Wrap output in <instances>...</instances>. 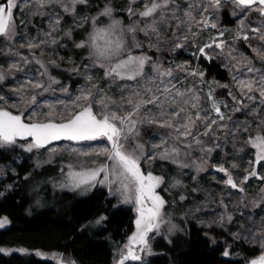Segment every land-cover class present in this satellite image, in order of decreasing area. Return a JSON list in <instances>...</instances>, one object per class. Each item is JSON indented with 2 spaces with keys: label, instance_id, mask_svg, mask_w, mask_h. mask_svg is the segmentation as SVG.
<instances>
[{
  "label": "snow or ice",
  "instance_id": "6c2138e0",
  "mask_svg": "<svg viewBox=\"0 0 264 264\" xmlns=\"http://www.w3.org/2000/svg\"><path fill=\"white\" fill-rule=\"evenodd\" d=\"M139 0H129L127 14L133 19L132 23L124 26L121 20L112 19L106 26H97L99 16L112 18L113 9L105 5L98 16L91 17L92 31L87 38L77 44L76 48H87L88 57L91 62L85 65V71L79 72V67L74 66L71 71L85 76L88 84L82 86L79 95L71 101V106L67 102L57 99L55 103L38 102V96L50 90L55 92L52 85L59 84V81L49 74L47 64L36 57L35 49L43 52L45 46L56 45L58 40L53 35L60 30L61 17L56 15L49 19V31L38 33L43 39L26 38V43H21L20 47L29 50V56H24L15 49V38L17 37L16 17L14 10L20 7L18 0H2L0 2V38L8 42L7 51L0 49L4 55L19 57L18 61L8 64L7 70L0 66V83L10 75L13 70L21 71L22 64L35 63L39 65L38 73L40 77H47V83L43 79L36 77H26L19 87L13 89L19 96L25 108L18 115H14L6 107L0 105V147H10L17 144L18 140H28L27 152L33 150L46 149L55 155L58 151H69L77 157L79 170L76 164L66 165L67 172H62L65 180L58 186L69 190L83 188L87 190L97 183L108 185L110 188L116 185V192L122 197V202L135 204L137 213L135 219V231L128 238L124 249L119 253L116 264H126V261H141L143 257L140 253H150L148 243L149 233L160 234V228L165 223L162 209L166 201L157 193L156 189L164 183L163 177L154 176L151 172L145 174L141 171L140 161L145 159L153 161L156 159L169 161L177 164L180 168L190 165L181 160V156L191 155L194 147H198L201 153L210 154L214 147H222L214 144V147H205V142L201 137L216 135L218 131H225L227 135H233V129L228 124L222 123L225 120L233 121L232 116H226L221 111V101H217L213 96L214 89H209L207 100L210 102V109L202 106V96L194 87L182 89L176 81L175 71L172 68L162 67L159 61L151 62L152 74L145 71V66L151 61V57L146 54L134 55L133 49L144 47L142 41L137 39V33H143L149 41V48H157L161 42L169 43L166 32H172V38L195 42L198 35L208 28H217V24L210 20V15L218 11L223 3H230L234 7L233 16L239 14L238 31L235 39H243L245 42L250 39L260 41V46L253 47L252 51L257 58L264 60V21L258 26L251 27L249 13L258 12L264 17V0H184L187 8H184L179 0H143V9L137 10L133 7ZM88 0H24L25 6H34L33 15L44 16L47 13L42 9L49 5H59L64 12L75 11V5L87 4ZM71 5V7H69ZM238 10V11H237ZM182 13V14H181ZM87 21L88 18H84ZM23 23V22H21ZM82 26L80 24L77 27ZM183 30L182 35L178 33ZM249 33L252 35L250 36ZM71 36V30L64 33ZM224 33L210 37V42L199 48L200 55L211 60L213 57L206 53V49H220L218 55L225 59L234 60L230 63V71L244 74H253L249 78H240L233 75V81L237 86L240 97L229 91L234 104H224L233 113L247 110L246 114L254 115L257 111L264 110L259 106H264V72L256 69L252 65L251 59L241 55H234L235 48L229 46L222 39ZM155 38V43H152ZM185 43H175V48H182ZM251 46V45H250ZM53 66L56 61H50ZM90 68H102L104 70L102 79L109 80L120 88L121 96L117 100L102 89L98 83H92L93 77L88 74ZM177 70H186L184 65H178ZM188 75H199L203 78V73L190 72ZM119 81H131L122 86ZM229 87V85H219ZM39 90V91H37ZM64 94L68 93L67 88L59 89ZM254 93H258V96ZM248 103H245L244 100ZM257 100L259 105H257ZM0 101L7 103L6 98L0 95ZM57 105H63V109L58 111ZM44 107L48 110L38 111ZM31 109L28 122L23 118L24 112ZM214 113V115H213ZM233 123H239L233 121ZM247 123V122H245ZM149 125L156 128L167 129V132L160 135L159 143L152 144L151 150L146 154L145 145L139 141L140 126ZM252 125H248L250 128ZM258 129L264 128V120L255 124ZM240 129L237 128L238 132ZM245 131L248 128L244 129ZM70 141L80 144L84 141L107 140L108 146L85 150L71 145L52 146L57 141ZM226 142V141H225ZM247 143L256 149L255 160L249 161V169H245L246 174L239 184L233 179L230 172L221 165L216 171L223 172L227 176L225 184L232 189H237L244 193V184L251 177L264 180V176L259 175L257 166L264 162V133L257 132L254 137H249ZM182 149L185 151L182 152ZM104 156L103 163L97 164L95 160L91 163L94 167H86V161H80V157ZM52 157L46 161L51 163ZM206 162V161H205ZM195 163V162H193ZM37 166H41L39 163ZM197 171H203L202 164H197ZM233 168L237 165L234 163ZM102 177V178H101ZM27 179V177H25ZM195 179V177H194ZM179 180L175 181L172 187L180 185ZM11 187V186H10ZM261 200H264V187L260 189ZM3 195V193H0ZM186 197L180 196L181 200ZM243 202V196L241 197ZM103 219V218H102ZM229 216L228 220L231 221ZM8 223L7 218L0 219V228ZM99 223V221H97ZM174 227V226H173ZM171 231V229H169ZM252 243H256V236H264V218L258 227L250 228ZM262 249L259 255L248 261V264H264V239L259 241ZM4 251V249H0ZM20 252H25L20 249ZM36 255H41L37 252ZM224 256L230 253L226 249ZM58 264H60L58 260ZM69 264H75L74 261Z\"/></svg>",
  "mask_w": 264,
  "mask_h": 264
},
{
  "label": "rangeland",
  "instance_id": "374dc122",
  "mask_svg": "<svg viewBox=\"0 0 264 264\" xmlns=\"http://www.w3.org/2000/svg\"><path fill=\"white\" fill-rule=\"evenodd\" d=\"M184 8H187V3L184 0H179ZM20 7L14 10V15L16 17L17 26V37L15 38V49L22 53L24 56H29V50L24 47L21 48V43H26L27 39H21V36L26 38H37L43 39V36H38V33H43L49 31V19L59 15L61 19L60 30L53 35L58 40V44L45 46L43 52L40 49H35V55L40 60L44 61L49 70V74L55 77L59 84L52 85L55 92L49 91L43 95L38 96V102L55 103L57 99L67 102L71 106V101L76 95H79V91L82 86L88 84L84 75L77 72L71 71L74 66L79 67V72L83 73L85 71V65H89L91 62L88 57L87 48H76L75 44L85 40L88 34L92 31L91 17L98 16V13L102 11L105 5H109L113 9L112 18L99 16L97 20V26H106L111 23L112 19L121 20L124 26L132 23L133 19L138 17L129 18L127 14V8L129 7V0H88L87 4H77L75 5V11L66 13L59 5H49L48 7L42 9L47 15H33L35 11L34 6H25L24 0H18ZM71 7V5H69ZM137 10L143 9V0H139L136 5H133ZM234 7L230 3H223L222 7L210 15V20L217 24V28H208L207 30L201 32L198 37L195 38V42L191 39L186 43L182 40H175L172 38V32L169 30L166 32V38L169 43L161 42L159 45V50L157 48L148 47V39L144 37L143 33H137V39L142 41L144 47L141 49H133L134 55L146 54L151 57V61L145 66V71L149 75L152 74L151 62L159 61L164 68H172L175 71L176 81L178 86L182 89L188 87H194L198 90L202 96V106L205 109H210V102L207 100V94L209 89H214L213 96L217 101H221L220 107L221 111L226 114V116H232L233 121L239 123H233V121L225 120L222 123H226L230 128L233 129V135H227L225 131H218L216 135L219 139H215L212 136L201 137L205 142V147H214V144H220L222 147H214V150L210 154L201 153L198 147H194L191 151V155L185 157L181 156V160L188 163L190 166L186 168H180L177 164L171 163L169 161L163 160H153L148 161L141 159L140 165L141 169L145 174L151 172L154 176L163 177L164 183L161 184L157 189V193L166 201L164 208L162 209L163 218L165 223L161 225L160 234H170L179 228L181 220L186 222L194 221L199 226L205 228V234L210 238L212 242L223 241L226 249L229 251V256L242 257L238 248V242H244L250 246H256L258 248V253L252 257H243L245 259V264L253 257L260 254L262 249L259 247V241L264 239V236H256V243H252V234L249 232L250 228L258 227L261 219L264 218V200H261L260 189L264 187V180H258L255 177H251L246 184L243 185L245 191L244 193L239 192L237 189H232L230 186L225 184L227 176L223 172L216 171V168L223 165L233 179L239 184L246 174L245 169H249V161L255 160L256 149L251 147L247 141L249 137H254L257 132L264 133V128L258 129L255 124L259 123L260 120H264V110L257 111L254 115L246 114L247 110L242 112L233 113L230 109L224 107V104L232 105L234 101L231 96H229V91H232L240 97V93L237 89L236 84L233 81V75H239L240 78H249L253 74H244L243 70L240 73H235L230 71L228 65L230 63L234 64L236 61L225 59L224 56L218 55L220 49L210 48L206 49V53L213 57L211 60H216L224 68L228 70L229 78L226 81H220L214 77L207 78L204 74V69L201 67L199 60L204 58L200 55L199 48L205 43L210 42V37L218 35L219 32H223L222 37L229 46L235 48L234 55L240 57L241 55L248 57L252 61V65L256 69H260L264 72V60L257 58L256 54L252 51L253 47L260 46V41L257 39H250V41L245 42L243 39H235L236 32L238 31V20L240 19L239 14L233 16ZM238 11V10H237ZM227 13L228 18L231 19L232 23H229L223 19V14ZM182 14V13H181ZM84 18H88L85 21ZM249 21L251 27H256L261 21H264V17H261L258 12L249 13ZM23 22V23H21ZM80 24L82 26L77 27ZM71 30V36H66L64 33ZM183 30H181L178 35H182ZM251 36L252 34L249 33ZM152 43H155V38H153ZM175 43H185L182 48H175ZM251 45V46H250ZM8 42L3 38H0V49L7 51ZM179 53L180 57H178ZM188 57L185 59L184 57ZM29 59H32L29 56ZM19 57L4 55L0 52V66H3L5 70L8 68V64L13 61H18ZM56 61V65L53 66L50 61ZM210 61L209 59H206ZM178 65H184L186 70L181 72L177 70ZM63 68L75 76H79L81 80L79 83L72 88L70 83L63 82L60 78L54 75L53 68ZM39 65L35 63L22 64L21 71L13 70L10 75L6 76L3 83H0V95H3L7 103L0 101V105L7 108V110L18 115L24 110L25 105L21 102L17 93L13 91L19 87L26 77H36L38 79H43L47 83V77H40L38 73ZM190 72L203 73V78L199 75L191 76L188 75ZM104 70L102 68H90L88 74L93 77L92 83H98L102 89L108 91V94L113 96L115 99L119 100L121 96L120 88L115 84H112L111 88L109 85L112 83L109 80L102 79ZM121 86L124 83H132L131 81H119ZM219 85H229V87H220ZM67 88L68 93L64 94L59 89ZM39 91V90H37ZM258 96V93H254ZM245 103L248 101L245 99ZM257 105L259 102L257 100ZM259 108H264V106H259ZM63 109V105H57V110ZM47 108L41 107L38 111H47ZM31 109L24 112L23 118L28 121ZM214 115V113H213ZM247 122V123H245ZM248 125H252L250 128ZM240 130L237 132L236 129ZM248 128L247 131L244 129ZM167 132V129L156 128L155 126L142 125L140 126V137L139 141L144 143L146 154L151 150L152 144L159 143L160 135ZM226 141V142H225ZM28 140H18L15 146H19L24 150ZM60 146L63 148L65 145H71L77 148H82L85 150H91L92 148L105 147L108 146L107 140H96V141H84L80 144H75L70 141H60L54 143L52 146ZM185 151L182 149V152ZM34 157L31 159L32 169H40L42 166L47 164L57 165L59 175L55 178H51L48 181L47 188L45 192L37 195L36 204L40 207L48 206L49 204L55 203V191L60 188L58 185L65 180V176L62 172H67L66 165L76 164L77 170H79V164L77 163V157L71 154L69 151H58L55 155L49 153L46 149L33 150ZM52 157L51 163H46V161ZM104 156H92V157H80V161H86V167H94L91 162L95 160L97 164L103 163L105 161ZM19 161V159H17ZM206 161V162H205ZM195 162V163H193ZM41 166H37V164ZM236 164L237 167L233 168L232 165ZM197 164H202L203 171H197ZM257 171L259 175L264 176V162H261L257 166ZM16 173L15 168L12 163L0 164V180H6L9 176H14ZM195 177V179H194ZM102 178V177H101ZM179 180L180 185L172 187L175 181ZM11 186V187H10ZM103 186L108 192V196L114 198L115 206H128L131 207L135 219L137 213L135 211V204L122 202L123 197L116 192V185L111 188L108 185H101L97 183L94 187H90L87 190L76 189L74 191L67 190L76 193L79 196L88 195L94 188ZM13 187L12 181H7L6 189ZM184 195L186 198L184 200L180 199V196ZM243 196V202H241V197ZM231 216V221L228 217ZM103 218V219H102ZM105 216L99 217L94 224L99 226L102 224ZM3 219V217H0ZM99 221V223H97ZM8 223L4 226H8ZM174 226V227H173ZM171 229V231H169ZM135 231V230H134ZM133 234V233H132ZM130 234L118 247L116 250L115 264L116 260L119 258V253L124 249V245L128 242V238L132 235ZM159 234V235H160ZM158 236L155 232L150 233L149 236V246L150 253H140L143 259L141 261L145 263L148 261L149 256L152 253V240ZM4 252L7 254L21 253V254H33L39 258L43 259H56L59 260L60 264H69L71 262L65 259L63 256L56 253H48L43 250H30L24 247H5ZM20 249H24L25 252H20ZM39 252L41 255H36ZM134 263V261H128L126 264Z\"/></svg>",
  "mask_w": 264,
  "mask_h": 264
},
{
  "label": "trees",
  "instance_id": "16d2710c",
  "mask_svg": "<svg viewBox=\"0 0 264 264\" xmlns=\"http://www.w3.org/2000/svg\"><path fill=\"white\" fill-rule=\"evenodd\" d=\"M223 19L232 23L227 13L223 14ZM180 54L183 55L179 53L178 57ZM199 63L207 78L228 80V70L216 60L200 58ZM53 73L63 82L70 83L72 88L81 80L63 68L54 67ZM33 157V152L19 146L0 147V164L12 163L16 171L14 176L0 180V193H3L0 195V217L10 222L0 228V249L43 250L61 255L75 264H115L116 250L135 230L132 208L115 206L114 198L108 196L103 186L94 188L85 196L58 188L54 204L38 206L37 195L45 192L48 181L57 177L59 171L53 164L32 169ZM9 180L13 187L6 189ZM102 215L105 216L102 224L94 227L93 223ZM205 231L194 221L181 220L178 229L152 240V253L147 262L130 264H245L243 257L258 253L256 246L238 242L242 257L224 256V242H212ZM0 264H58V261L33 254L0 251Z\"/></svg>",
  "mask_w": 264,
  "mask_h": 264
},
{
  "label": "water",
  "instance_id": "95a60500",
  "mask_svg": "<svg viewBox=\"0 0 264 264\" xmlns=\"http://www.w3.org/2000/svg\"><path fill=\"white\" fill-rule=\"evenodd\" d=\"M0 2H2V0H0ZM14 114V113H13ZM14 115H16V114H14ZM25 122H28V121H26L25 120ZM63 141V140H62ZM57 142H60V141H57ZM54 143H56V142H54ZM141 171L143 172V170L141 169ZM149 236H150V233H149ZM148 240H149V238H148ZM128 261H126V263H127Z\"/></svg>",
  "mask_w": 264,
  "mask_h": 264
}]
</instances>
